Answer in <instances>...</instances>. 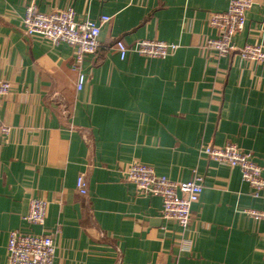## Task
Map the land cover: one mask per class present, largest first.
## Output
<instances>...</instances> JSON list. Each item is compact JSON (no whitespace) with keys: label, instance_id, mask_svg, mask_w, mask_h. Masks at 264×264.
<instances>
[{"label":"crops","instance_id":"obj_1","mask_svg":"<svg viewBox=\"0 0 264 264\" xmlns=\"http://www.w3.org/2000/svg\"><path fill=\"white\" fill-rule=\"evenodd\" d=\"M72 7L78 20L110 19L100 28L76 89L73 47L24 32L21 17ZM228 0H0V264L10 230L53 234L54 264H264V191L253 195L238 167L200 151L229 142L251 154L264 177V63L236 50L204 49L216 35L212 11ZM178 44L165 58L129 52L116 40ZM234 44L264 45V0H253ZM131 161L188 180L202 191L183 228L161 215V198L124 177ZM83 172L87 194L76 178ZM32 196L48 202L43 225L24 215Z\"/></svg>","mask_w":264,"mask_h":264},{"label":"built area","instance_id":"obj_2","mask_svg":"<svg viewBox=\"0 0 264 264\" xmlns=\"http://www.w3.org/2000/svg\"><path fill=\"white\" fill-rule=\"evenodd\" d=\"M252 4L253 0H228L225 10L210 12L208 25L216 31V35L207 37L202 47L214 52L218 57L236 50L245 60L264 63L263 44L247 42L236 46L233 41L234 35L243 28L245 14ZM109 19L110 16L101 15L97 20L90 18L78 20L72 7L42 12L31 2L25 7L21 23L24 32L29 36L44 38L53 45L64 42L73 47V68L77 71L75 86L80 90L86 79L81 69L83 58L96 52L100 45L98 35L101 25ZM177 48V43L149 38H140L130 45H126L122 40L115 42V49L122 59L129 52L144 57L165 58L173 54ZM9 89V82L0 79V97ZM8 131V125L0 124L1 134ZM200 151L211 159L238 167L242 180L252 188L254 196H259L264 191L262 167L252 159L250 153L241 150L237 144L229 142L223 146H214L207 143L201 146ZM123 174L141 193L161 198L163 218L173 219L183 228L189 224L191 205L198 200L202 191L201 177L195 171L188 180H175L158 174L150 164L131 161ZM76 188L80 194H87V181L83 172L76 178ZM47 206L48 202L44 198L30 197L24 220L28 224L43 225ZM244 212L254 220H264V210L246 208ZM55 231L36 233L10 230L6 246V264H54Z\"/></svg>","mask_w":264,"mask_h":264}]
</instances>
